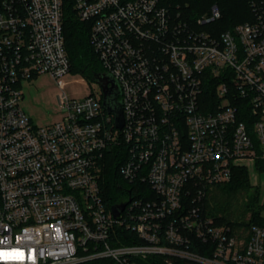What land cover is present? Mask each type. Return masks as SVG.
Returning <instances> with one entry per match:
<instances>
[{
	"label": "built area",
	"instance_id": "2783aa9c",
	"mask_svg": "<svg viewBox=\"0 0 264 264\" xmlns=\"http://www.w3.org/2000/svg\"><path fill=\"white\" fill-rule=\"evenodd\" d=\"M171 2L73 0L119 87L117 129L102 92L62 93L59 120L32 124L21 82L71 72L62 0H0V264H264V225L201 210L233 169L264 174V13L215 35L216 5L189 23ZM110 152L150 190L131 189L118 219L100 184Z\"/></svg>",
	"mask_w": 264,
	"mask_h": 264
},
{
	"label": "trees",
	"instance_id": "16d2710c",
	"mask_svg": "<svg viewBox=\"0 0 264 264\" xmlns=\"http://www.w3.org/2000/svg\"><path fill=\"white\" fill-rule=\"evenodd\" d=\"M171 5L189 23L208 14L210 7L216 5L220 18L211 26L217 31V35L238 24L253 22L258 14L264 13V0H172ZM62 28L71 71L79 72L92 80L94 75L101 73V68L89 41L91 23L80 21L76 17L73 0H62ZM119 157L114 153H107L103 165L100 184L102 195L109 206L125 202L123 198L131 197V189L136 187L150 194L145 185H131L120 177L118 170L123 159ZM257 170H261V163L257 164ZM259 199V187L251 182L248 171L239 167L233 169L228 183L207 190L201 210L204 216L213 219L216 224L235 230L251 225L261 226L264 225V218L261 216L264 208L259 204ZM139 264L161 263L158 259L151 258ZM174 264L186 263L178 261Z\"/></svg>",
	"mask_w": 264,
	"mask_h": 264
},
{
	"label": "rangeland",
	"instance_id": "374dc122",
	"mask_svg": "<svg viewBox=\"0 0 264 264\" xmlns=\"http://www.w3.org/2000/svg\"><path fill=\"white\" fill-rule=\"evenodd\" d=\"M202 30L217 35V31L212 26ZM20 87L22 93L20 106L34 126H47L59 120L61 110L59 97L62 93L70 99H80L91 92L98 95L101 93L98 84L81 73L72 71L58 80L47 75L34 77L29 81H22ZM249 176L251 182L257 179L260 196L264 200V174L257 172ZM123 199L126 200V197Z\"/></svg>",
	"mask_w": 264,
	"mask_h": 264
},
{
	"label": "water",
	"instance_id": "95a60500",
	"mask_svg": "<svg viewBox=\"0 0 264 264\" xmlns=\"http://www.w3.org/2000/svg\"><path fill=\"white\" fill-rule=\"evenodd\" d=\"M92 81L98 84L101 89L103 95V109L113 116L114 126L117 129H121L123 127L122 106L118 99L120 90L116 81L107 74L94 75ZM128 202L129 201H125L111 206V213L114 219H118L120 213L124 210Z\"/></svg>",
	"mask_w": 264,
	"mask_h": 264
}]
</instances>
